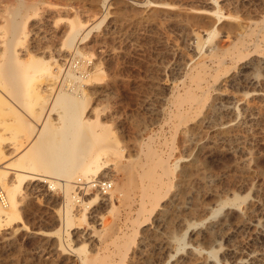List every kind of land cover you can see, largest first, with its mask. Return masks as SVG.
Listing matches in <instances>:
<instances>
[{
    "label": "rangeland",
    "instance_id": "rangeland-1",
    "mask_svg": "<svg viewBox=\"0 0 264 264\" xmlns=\"http://www.w3.org/2000/svg\"><path fill=\"white\" fill-rule=\"evenodd\" d=\"M216 4L225 20L212 14ZM263 17L264 0H0V69L14 38L11 22H25L23 30H29L11 46L22 75L0 73V144L7 153L0 165L9 170L8 185L18 184L12 163L43 124L34 111L42 108L40 99L28 90L50 82L35 66L47 60L59 74L54 88L43 92L48 106L66 78L65 62L80 59L82 68L88 59L97 63L101 72L86 85L90 117L110 126L128 161L146 158L151 145L157 157L150 156L149 166L164 178L151 176L150 167L143 179L158 181L151 197L139 182L127 181L121 199L91 204L86 217L77 203L71 227L64 219L63 187L26 178L17 190L20 216L0 221V264H86L93 256H103L95 264H264V63L251 61L254 48L221 69L208 60L204 86L211 87L210 98L194 107L181 101L187 90L201 95L191 78L196 63L204 62L199 43L209 49L220 41L219 53L232 50L242 32L260 30ZM80 20L90 31L78 43L88 57L64 45L70 25ZM213 24L218 33L205 43ZM263 31L248 40H264ZM60 106L51 111L55 125L61 124ZM159 156L169 160L171 171L156 164ZM116 159L104 155L108 174L101 177L121 184L125 174ZM114 220L118 233L99 232ZM125 233L135 237L127 254L120 245Z\"/></svg>",
    "mask_w": 264,
    "mask_h": 264
},
{
    "label": "bare ground",
    "instance_id": "bare-ground-1",
    "mask_svg": "<svg viewBox=\"0 0 264 264\" xmlns=\"http://www.w3.org/2000/svg\"><path fill=\"white\" fill-rule=\"evenodd\" d=\"M211 12L214 15V17H217V20H221V21L222 19L225 20L223 17L224 16L226 17V15L220 9V4L219 5L216 4V8L213 9ZM24 24L25 22H21L19 20H13L10 24L11 31L13 32L14 38L10 40L9 42L10 45L7 41V44L9 45L8 49L10 50V53L8 51L5 52L9 54L6 56L7 58L4 64L1 66L0 73L2 75L10 76L16 73L17 74L16 76H21L23 73L19 71L20 69L19 66L21 63L17 62V57H15L16 56L15 53L11 51V46L13 45L14 42L27 38L29 34V30H25V29L23 30ZM263 24H264V19H263ZM256 25H259L258 22H256ZM228 26L230 27V25ZM259 26L261 27L260 30L254 29L253 27L251 32H242L240 34V37H238L240 40L239 42H237L236 44L233 42H230V43L235 44L234 49L228 50L226 48L227 50L224 51L223 53H219V48L221 47L220 41L214 42L209 47V49H204V46L206 45L199 43L198 53H200L201 61L203 60L204 62L202 64L196 63L198 64L195 66L197 71H194L191 74V78L196 83L197 88H200L202 90L201 95H197L192 90H187L186 93L181 97L182 99L181 101L183 102L187 101L188 103L190 102L192 104L190 106H193V107L195 106L196 103H199V104L202 102L206 103L205 99H207L206 97H209L207 95H209L208 93L211 90L210 86L208 87L204 86L205 81H207L206 78L208 74L210 73L205 65V62L208 60H213L214 62H217L219 65V68L221 69L222 67L227 66L229 61L238 62V60L239 61L243 60V56L246 57L247 55L245 54V52L249 51L251 48H254L253 52L255 53L252 54L254 56L252 57L253 59L251 61L252 62L258 61L259 63H264V54L262 52L264 51L263 49L264 46L261 47L262 45H264V40L255 39L252 42V41H249L247 37L249 35L252 36L253 39L254 37H257L258 32L264 30V25H259ZM85 27H86V24L83 21L81 20L73 21L72 24L70 25L69 31L67 32L65 43H64V45L68 47H74L75 53L78 54L77 56L79 57L90 56V54L84 55L82 52L83 49L78 45L79 42L80 43L84 42V40L89 36L90 31L86 32L87 29ZM217 33H218V26L216 24L213 26V28L210 29L208 33L209 36L207 40L205 41V43L206 42L208 43V41L209 42L212 41L217 35ZM223 41L225 40L223 39ZM67 62H65L64 67H63L64 77L66 76L64 83L62 84V87H60V89L56 90L55 97H54V103L53 105L51 103V105L49 106H48V99L46 98L45 94L43 95V92L54 88L53 86V84L55 83L54 80H56L59 77V74L56 73L57 71H55V67L53 66V62H51V60H47L43 62L37 61L35 63V66L38 68V71L41 72V75H44L45 79L50 81L48 82V84H46V87L45 85L43 87H40L38 85L28 90V93L34 94L33 97L35 96L38 99H40L39 103L41 104L42 108L40 109L37 108L38 110H34V111L36 115H39L41 117L43 116V124L41 127L38 126L39 127L38 130L34 132L35 135H33L34 137L32 139V142L29 144V147L22 153L21 158H19L17 162L12 163L13 165L17 167V173H18L17 176L19 178L18 184L14 183V185H11V186L8 185L9 182L7 181V174L9 170L5 169L7 167L5 166L3 167L2 165H0V184L4 188H6L8 191V193H6V191H4L3 189H0V191H2L4 194V199L3 200L0 199V221L13 220L17 216H20V212L18 209L19 200H18L17 190L26 178L31 179V180H37V181L41 180L43 182H48V183L50 182L52 185L58 183L61 187H63L64 193H65V202H64L65 218L64 219H66V225L68 227H71L74 223V215H75L74 212L76 209H78L76 208L77 203H79V205L81 206L78 211H81L84 217H86L87 209L91 204L93 203L97 204L101 202L102 200L103 201L110 200L111 204H113L114 200L121 199L127 190V187H128L127 181H132L136 183L139 182L140 186L142 187L141 190L143 189V191L145 192L144 194L147 195L148 197L149 196L151 197V195H153L151 192L152 190L154 191L158 189L157 180L154 183H151L149 181L146 182L143 179L144 174L147 175L146 174L148 172L147 169L150 167H151V170L149 171V174L151 176H157L156 169H155L156 165L154 166V164H152L153 166H149L151 164L149 163L150 159H152L151 157L156 156L157 151L151 148V145H150L149 150L146 152L147 153L146 158H143V159L139 158L140 161L138 162L128 161L129 159H126L127 156L125 157V155L123 154L122 148H119V145L113 141V138L111 136L112 129L110 128V126L105 125V123H102L99 116H97L96 119H92L90 117V114H89L90 110H88V107L90 104V97H89L88 92L86 91V85L89 82L91 83V81L94 80L98 76V74H100L99 72H101V68L97 65V63H93L94 61L91 62L92 64L90 65L88 64V67L86 68L85 67L82 68L81 67L82 64L80 65L81 68L79 67L78 69H74L72 67L67 68L65 66ZM252 62H248V63H252ZM215 69L217 71V67ZM219 78L220 77H216V82L220 80ZM66 81H68L69 83ZM71 83L72 85H70ZM68 85L70 87H68ZM18 89L13 90V92L17 91ZM177 100L179 99L177 98ZM57 104L61 105L60 106L61 109L58 112L59 113L58 117L60 119L59 122H61L60 125H55L54 123L56 122L51 123L50 121L51 111L56 107ZM182 109L178 105L179 115H182ZM26 122L27 124L29 123L28 121ZM26 122H23V123L25 124ZM4 147H5L4 145L0 144V162H2V160L5 159V157L7 156V153L5 152L6 149H4ZM140 149L142 151V147ZM108 154H115L118 157V159H116L119 161L118 168L121 171H123V173L125 174V177H124L125 180H123L121 184L115 183V181L109 178V176L101 177L104 175L106 176L108 174L106 172V169L108 167V163H107L108 159L103 160L104 155L107 156ZM118 161H115V162L117 163ZM156 164L159 165L165 173L171 171V165L167 158L159 156L158 160L156 161ZM160 175L161 174H159V176L157 177H159L161 180L164 179L160 177ZM152 178H155V177H152ZM106 179L112 181V187L110 188L108 192L100 193V192H94L91 190L92 183L94 181H100V180H106ZM162 182H161V186L163 185ZM90 193H94L95 195L91 197L89 201H85V198H86L85 195L90 194ZM155 198L156 197H154V199ZM142 210L143 211L146 210L145 204L142 205ZM96 216H99V215L96 214ZM106 224L101 227L99 232H103V234L107 232L108 234L114 235L118 233V231L120 230V226L118 225V222L116 220H114L111 223L108 222L107 225ZM128 234L125 233L121 236L125 240L123 243L121 241L122 244L120 245H126V251H124L123 254H127V251L131 247L130 240L135 238L132 234L131 236ZM93 235L94 234L92 233L90 235V238H93L92 237ZM80 249H83V248H80ZM210 253H212V251H210ZM238 254L239 253H236V257L240 258L241 260H245L246 255L244 256L243 254H240V256H238ZM100 257H103V256L87 257L86 260L84 261L86 264H95L99 262L98 260H100L99 259ZM102 262H105V260H103ZM211 264H218V262L214 260Z\"/></svg>",
    "mask_w": 264,
    "mask_h": 264
},
{
    "label": "built area",
    "instance_id": "built-area-1",
    "mask_svg": "<svg viewBox=\"0 0 264 264\" xmlns=\"http://www.w3.org/2000/svg\"><path fill=\"white\" fill-rule=\"evenodd\" d=\"M81 61L80 59H71L69 62H67V64L65 65L67 68L72 67L74 69H78L81 65ZM87 64H91V61L87 60L84 61ZM112 187V181L111 180H100V181H94L92 183V187L91 190L94 192H100V193H106L110 190V188ZM0 199L3 200L4 199V194L2 191H0Z\"/></svg>",
    "mask_w": 264,
    "mask_h": 264
}]
</instances>
